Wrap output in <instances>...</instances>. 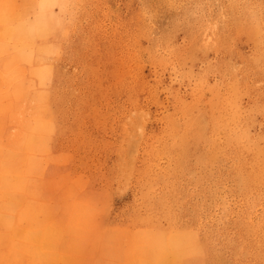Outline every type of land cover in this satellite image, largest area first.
Masks as SVG:
<instances>
[{"label": "rangeland", "instance_id": "rangeland-1", "mask_svg": "<svg viewBox=\"0 0 264 264\" xmlns=\"http://www.w3.org/2000/svg\"><path fill=\"white\" fill-rule=\"evenodd\" d=\"M0 64V159L33 157L20 205L56 230L35 254L264 264V0H0ZM37 226L0 221V264Z\"/></svg>", "mask_w": 264, "mask_h": 264}, {"label": "bare ground", "instance_id": "bare-ground-1", "mask_svg": "<svg viewBox=\"0 0 264 264\" xmlns=\"http://www.w3.org/2000/svg\"><path fill=\"white\" fill-rule=\"evenodd\" d=\"M3 64V63H2ZM1 65V64H0ZM2 67V65L0 66ZM8 67H12V66H8ZM12 73L10 70V75H15L17 73L16 76V89L19 87V83L20 82V76L18 75V70L16 69H12ZM11 78H15V77H11ZM10 78V79H11ZM12 79V80H13ZM10 85V84H9ZM14 85V84H13ZM18 86V87H17ZM21 86V85H20ZM14 91V90H13ZM46 93V92H45ZM12 104V103H9ZM7 105L8 107L11 105ZM2 107L6 108V105ZM11 108V107H10ZM2 108L0 107V111H5V110H1ZM4 109V108H3ZM43 128V127H42ZM27 140V139H26ZM22 143V142H21ZM24 143V142H23ZM19 146H17L15 149H11L12 150V155L11 154V150L9 149V153H7V155L4 158L0 159V189H2V196H4V204H3V209L4 212H6L5 215H1L0 216V221L5 225V227L8 229L11 238L13 239H17V237L19 236V232L20 229L16 228V223L19 224L21 222H24L25 220L28 221H36L37 223V227L35 228V230H24V235H22V238H25L26 241L29 244V246H24L25 244L22 245V247H18L19 249V257L21 254H25L30 258V262L31 264H52L55 261H57V264H70L69 261H65L62 257H61V253L60 254H55L54 252H50V251H41L39 253L35 254V247L33 250V245L36 242H42V241H48L50 240L51 236H53V234L56 232L55 230V226H52L50 224H48L45 220L40 219L39 218V213L37 211V208L34 206H31L33 204H31L30 206L24 204L25 206L20 205V203L23 201V197L26 198V194L29 191V188L27 187V178H24V174L26 169L31 168L35 161L33 159L32 156H29L28 154H26L27 156H24L22 159H18V156L20 155L21 151H19ZM27 149V148H26ZM26 152V151H25ZM6 154V153H5ZM261 155V154H260ZM18 159L17 162H19L18 166H15L13 164V161L15 159ZM49 160V159H48ZM260 164V163H259ZM29 180V178H28ZM31 193V192H30ZM32 202V201H31ZM67 204V203H66ZM38 205V204H37ZM2 208V207H1ZM40 209V208H39ZM41 212V209L39 210ZM1 212V211H0ZM3 212V211H2ZM14 216L17 221L14 222V220L12 219ZM2 227V226H1ZM4 231V230H3ZM2 233V232H1ZM3 236H5L4 234L6 233H2ZM153 234V233H152ZM7 235V234H6ZM1 236V235H0ZM21 236V235H20ZM166 237V236H165ZM10 238V237H9ZM50 238V239H48ZM3 239V238H2ZM8 239V238H7ZM170 239V238H169ZM21 240V239H20ZM11 241V240H10ZM17 241V240H16ZM56 241V240H55ZM54 241V243H55ZM59 241V240H58ZM152 241V240H151ZM6 243L7 240H6ZM5 243V244H6ZM17 243V242H16ZM21 243V242H20ZM81 243V242H80ZM146 243V242H145ZM1 244V243H0ZM59 244V243H58ZM82 244V243H81ZM171 244V242H170ZM44 245V244H41ZM153 246V244H151ZM173 245V244H172ZM18 246V244L16 245ZM39 246V245H38ZM49 246V245H48ZM80 246V245H79ZM159 246V245H158ZM170 246V245H169ZM37 247V246H36ZM40 247V246H39ZM7 248V247H5ZM38 248V247H37ZM87 248V246H86ZM41 249V248H40ZM50 249V248H49ZM48 249V250H49ZM52 249V248H51ZM130 249V248H129ZM157 249V248H156ZM163 249V248H162ZM166 249V248H164ZM16 250V249H15ZM14 250V251H15ZM39 251V250H38ZM54 251V250H53ZM149 251V249H148ZM147 251V252H148ZM155 251V250H154ZM152 251V252H154ZM17 252V250H16ZM37 252V251H36ZM81 252V250H80ZM157 252V251H156ZM0 253H2L0 251ZM11 253V252H10ZM57 253V251H56ZM150 253V252H148ZM166 253V252H165ZM82 254V253H81ZM85 254V253H84ZM146 254V253H145ZM151 254V253H150ZM150 254H148L150 256ZM2 256V255H1ZM15 256V255H14ZM17 256V257H18ZM66 256V255H65ZM152 256H154V254L152 253ZM151 257V256H150ZM6 259V258H5ZM21 259V258H20ZM19 259V260H20ZM153 259V258H152ZM158 259V258H157ZM2 260V258H1ZM10 260V259H9ZM18 259L16 261H19ZM22 260V259H21ZM20 260V261H21ZM82 260V259H81ZM149 260V259H147ZM8 261V260H7ZM19 261V262H20ZM9 262V261H8ZM24 262V261H21ZM26 262V261H25ZM63 262V263H62ZM75 262V261H74ZM28 263V262H27ZM141 263V262H140ZM18 264V263H17ZM143 264V263H141ZM149 264V263H146ZM165 264V263H162Z\"/></svg>", "mask_w": 264, "mask_h": 264}]
</instances>
